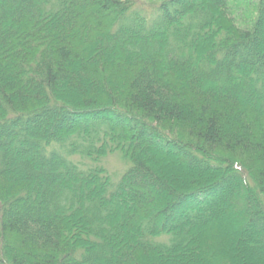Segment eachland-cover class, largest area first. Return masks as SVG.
I'll list each match as a JSON object with an SVG mask.
<instances>
[{
  "label": "trees",
  "instance_id": "trees-1",
  "mask_svg": "<svg viewBox=\"0 0 264 264\" xmlns=\"http://www.w3.org/2000/svg\"><path fill=\"white\" fill-rule=\"evenodd\" d=\"M141 1L0 0V264H239L203 256L212 224L260 259L264 0ZM168 153L189 197L153 175Z\"/></svg>",
  "mask_w": 264,
  "mask_h": 264
},
{
  "label": "rangeland",
  "instance_id": "rangeland-1",
  "mask_svg": "<svg viewBox=\"0 0 264 264\" xmlns=\"http://www.w3.org/2000/svg\"><path fill=\"white\" fill-rule=\"evenodd\" d=\"M144 4H153L156 3L155 0H142L141 1ZM75 91V90H74ZM71 90V93L76 94V92H74ZM201 93V92H200ZM194 101V97H189ZM117 107V108H116ZM121 106L119 105H115V107H113V112H118L116 109H120ZM123 109V108H121ZM162 134L167 136V138L172 141L177 143V146H183L182 144V135L180 133H178L177 128L175 127H169V129H160ZM160 133V132H159ZM65 143L68 144V146H70L72 144L71 139H67L65 141ZM160 151H164L163 148H159ZM158 151V152H160ZM196 153V151L194 152ZM157 155V154H156ZM156 155H154L153 157H151L149 159V164H153L155 165V168H153L152 171L153 175H157L158 178H160L161 181H163L166 185H167V189L170 188V190L174 191V193L176 194L174 196V198L177 197V195L179 194V197H189L190 193H192L193 191L190 192H186L187 190H182L181 188H178L176 186H174L177 181L178 176L176 175V171L177 172H181L183 174V172L185 171L184 169L186 168L184 166V164L182 163L183 161H181V156L180 155H174L172 153H168L166 154L164 157L158 154L159 157H157ZM238 156V155H237ZM201 157V156H200ZM203 157V156H202ZM210 157V158H209ZM234 158V156H232ZM232 157H229L228 155H220V154H214L212 156H206L204 159L219 165V159H222L224 162H226V164L228 165H232L231 167L236 170V171H240L238 168L239 166L243 165V163L241 162L242 160H240L239 158H235L237 160H233ZM239 157V156H238ZM167 158V159H166ZM71 159L77 163L80 164V166L82 168H88L89 166H92V162L87 160L86 158L82 157L81 155H74L71 156ZM171 161V162H170ZM99 165H102L109 173L110 175V182H111V186H115L121 176V174L128 168L129 163L128 161L124 160L121 156L120 152H113L111 154H108L106 157L102 158L99 162ZM162 164V165H161ZM93 165H96V163H93ZM161 165V166H159ZM157 166V167H156ZM161 168V169H160ZM184 170V171H182ZM208 174V173H207ZM217 178V177H216ZM220 179V178H219ZM217 181V180H216ZM215 183V181L213 183H211V185H213ZM198 187L197 185L192 186L189 190H192L193 188ZM146 189V187H145ZM147 194L149 195L148 189L146 190ZM162 196L163 194H165L162 191L159 190V192ZM194 193V192H193ZM152 197V196H151ZM153 198V197H152ZM237 208H235L237 211L236 212H241L244 214V211H246L247 209V202H242V205L236 206ZM219 220V219H217ZM217 227V229H216ZM219 227L216 226L215 224L210 225V233H209V238H205L204 239V247L203 249L205 250V254L203 255L204 257H206V259H212L215 260L216 258H220L223 259V257H230L231 261L236 263L239 262V264H261L260 261H262V263L264 264V250L262 248V246L259 247H255L254 251H253V256H257L258 258H260L259 260H255V261H249L246 260L245 258H242V256L240 255V252L238 249L242 248V244H246L248 243V240H239L238 244L235 245V241L234 240H230L228 238H224L223 242H220L221 244V250L217 251L216 249H214V247H212L211 245H213V237H216L218 235H220L221 237V233L219 232ZM243 236V235H242ZM223 237H221L222 239ZM260 243H255L256 246H258ZM219 260V259H218ZM155 261H150L149 264H155ZM169 262V261H168ZM173 261H171L169 264H171ZM226 262V261H225ZM245 262V263H244ZM186 262L184 261V259H180V261L178 262V260L176 259L172 264H185Z\"/></svg>",
  "mask_w": 264,
  "mask_h": 264
}]
</instances>
